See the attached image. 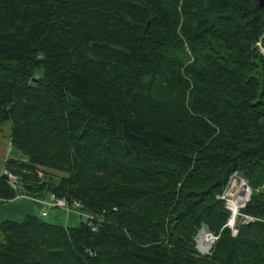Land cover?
Listing matches in <instances>:
<instances>
[{"label":"trees","instance_id":"1","mask_svg":"<svg viewBox=\"0 0 264 264\" xmlns=\"http://www.w3.org/2000/svg\"><path fill=\"white\" fill-rule=\"evenodd\" d=\"M263 19L258 0H0L21 156L0 201L54 193L86 217L1 221L0 264H264ZM234 172L251 194L231 227Z\"/></svg>","mask_w":264,"mask_h":264},{"label":"crops","instance_id":"2","mask_svg":"<svg viewBox=\"0 0 264 264\" xmlns=\"http://www.w3.org/2000/svg\"><path fill=\"white\" fill-rule=\"evenodd\" d=\"M17 153V154H16ZM10 157L20 158V154L11 148L10 143V123L4 122L0 125V172H4L5 161ZM41 206L32 200H28L24 196H17L11 200L0 201V222L6 219L20 220L27 214L40 215ZM46 217L49 222L74 225L76 216L73 213L57 208H50L47 211ZM2 237L0 231V239Z\"/></svg>","mask_w":264,"mask_h":264},{"label":"built area","instance_id":"3","mask_svg":"<svg viewBox=\"0 0 264 264\" xmlns=\"http://www.w3.org/2000/svg\"><path fill=\"white\" fill-rule=\"evenodd\" d=\"M257 44L259 45L260 49L263 51V48L261 47L260 43H257ZM233 180H235L240 185L237 189H235L231 193L230 192L231 191V182ZM7 183L12 189H16L17 188L16 176L11 174V173H8ZM244 188L247 190H250L248 185H247L246 179L238 172L232 173L229 177L228 183H227V185L223 191V194L221 196V198L224 200V205H225L226 209L231 210V206H232L233 202H235V198H237L240 194H242L241 192H243ZM25 198H27V197H25ZM37 202L41 206L40 216H43V217L46 216L47 211L50 208H66L67 205H69L64 197H58L54 193H49L45 199L39 200ZM239 204H240V206H239V208H240L244 205V202L241 201V203H239ZM71 206L76 208L79 206V202L73 201L71 203ZM231 213L232 212H230V216H231ZM237 214H239V213H237ZM227 223L229 224V219H228ZM229 226H231V227L236 226V220L234 221V223L232 225L229 224Z\"/></svg>","mask_w":264,"mask_h":264},{"label":"rangeland","instance_id":"4","mask_svg":"<svg viewBox=\"0 0 264 264\" xmlns=\"http://www.w3.org/2000/svg\"><path fill=\"white\" fill-rule=\"evenodd\" d=\"M1 124H3V123H1ZM1 124H0V125H1ZM11 148H12V147H11ZM12 150H14L15 152H17V151H16L15 149H13V148H12ZM16 154H17V153H16ZM18 154H19V153H18ZM20 158H21V156H20ZM56 173H57V172H56ZM241 193H242V194H240L237 198H235V203H237V204L241 203L242 200H243V202L245 203V201L248 199L249 195L251 194V191L249 190V193H248V196L246 197V199H243V198H244V193H243V192H241ZM239 205H240V204H239ZM57 209H62V210H64V211H66V213H73V214H75V216H76L75 224H78L81 220H86V217H85L83 214H79V212L77 211L78 208H77V207H76V208L72 207L71 204L67 205L66 208H57ZM75 211H76V212H75ZM229 211L231 212L232 210L229 209ZM236 215H237V216H236ZM235 216H236V218H235L236 222H239V221L241 220L239 214H236V212H235ZM43 219L49 222V220H48V218H47L46 216L43 217ZM235 220H234V221H235ZM75 224H74V225H75ZM202 246H203V245H202Z\"/></svg>","mask_w":264,"mask_h":264},{"label":"bare ground","instance_id":"5","mask_svg":"<svg viewBox=\"0 0 264 264\" xmlns=\"http://www.w3.org/2000/svg\"><path fill=\"white\" fill-rule=\"evenodd\" d=\"M263 48V47H262ZM264 52V51H263ZM242 175V174H241ZM243 176V175H242ZM244 177V176H243ZM239 185L240 184H238L235 180H233L232 182H231V193H232V191H234L235 189H237L238 187H239ZM231 216L229 217V224L230 225H232L233 223H234V220H235V218H236V216H235V212H236V214H237V206H236V204H235V202H233V204H232V206H231ZM247 221H250V219H248L247 218ZM228 224V225H229Z\"/></svg>","mask_w":264,"mask_h":264},{"label":"water","instance_id":"6","mask_svg":"<svg viewBox=\"0 0 264 264\" xmlns=\"http://www.w3.org/2000/svg\"><path fill=\"white\" fill-rule=\"evenodd\" d=\"M258 4L260 6H263L264 7V0H258ZM263 25H264V19H263Z\"/></svg>","mask_w":264,"mask_h":264}]
</instances>
